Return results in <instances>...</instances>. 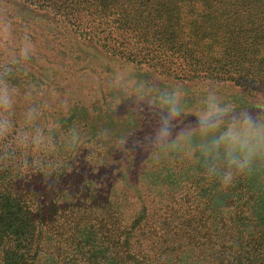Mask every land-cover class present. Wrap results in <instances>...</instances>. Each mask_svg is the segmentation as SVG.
<instances>
[{
  "label": "trees",
  "instance_id": "16d2710c",
  "mask_svg": "<svg viewBox=\"0 0 264 264\" xmlns=\"http://www.w3.org/2000/svg\"><path fill=\"white\" fill-rule=\"evenodd\" d=\"M24 1L55 11L71 43L81 45V36L116 61L178 76L204 75L211 65L204 40L218 38L225 54L238 42L264 40V0ZM212 22L218 28L207 30ZM60 46L43 58L45 68L63 67L55 61L69 56ZM7 58L0 54V63ZM26 66L10 78L18 90L16 73L29 75ZM42 85L38 96L47 93ZM34 100L40 115L27 122L29 106L17 103L13 130L0 139V264H264L261 177L236 180L239 195L231 194L234 184L221 189L194 174L180 187L166 181L157 187L155 168L142 170L137 153L133 158L91 138L71 146L58 133L66 125L63 109ZM37 129L44 137L39 146L31 143ZM25 134L29 141L19 143ZM175 164L183 167L180 157L167 166L180 169ZM147 174L148 185L141 182Z\"/></svg>",
  "mask_w": 264,
  "mask_h": 264
},
{
  "label": "rangeland",
  "instance_id": "374dc122",
  "mask_svg": "<svg viewBox=\"0 0 264 264\" xmlns=\"http://www.w3.org/2000/svg\"><path fill=\"white\" fill-rule=\"evenodd\" d=\"M0 19H6L12 24L17 39L28 31L36 45V55L31 64L26 66L30 77L27 73H16L22 79L17 97L20 107L24 104L41 111L40 107L32 106V100L38 98L46 107L54 105L58 110L63 109L61 121L66 122V125L58 133L68 135L71 146L78 147L83 140L91 138L104 143L110 150L120 148L127 151L133 158L137 153L142 170L149 174L148 166L155 168L153 174L157 177L152 184L157 187H163L160 184L162 181L180 187L188 183L192 174L200 175L201 180L205 178L196 159L186 151L180 148L152 147L150 135L161 122L162 110L159 107H149L146 102L138 100L137 89L141 85L146 98L155 97L165 90L171 91L177 85L182 88V103L186 111L183 118L176 122L177 126H183L189 119H195L193 113L204 95L203 85L206 81L219 83V94L226 101L233 102L237 108L256 110L264 107L258 102V98H264V40L238 42L237 48L231 50L232 54L224 53L218 38L204 40L203 45L209 48L206 55L211 65L202 71L204 75L187 77L176 75V70L169 72L157 66L116 61L101 47L81 36V45L77 41L71 43L67 33L59 28L65 26L66 21L59 18L55 11L41 9L32 2L0 0ZM214 25L212 22V26H207L206 29L219 26ZM172 38L171 35L170 39ZM76 39L78 40V36ZM46 40L56 41L47 45ZM182 43L180 40L176 41L178 45ZM59 45V52L68 54V59L61 57L62 59L55 61L62 68H45L43 58L56 54ZM12 47L13 45H9V54ZM234 52L237 53L240 65H235L237 60L233 57ZM2 53L4 52L0 51ZM226 57H231L233 61ZM173 58L177 63L178 57ZM42 83L47 84V93L38 96L41 86L45 87ZM247 84H252L251 92L247 90ZM59 88L61 94L58 92ZM28 91L32 93L30 99L25 98ZM52 122L50 118L43 124ZM122 140L126 143L121 144ZM176 157H180L183 163L182 168L175 164L180 168L178 170L167 166ZM148 174L142 175L141 182L148 183ZM259 178L258 183L264 186V175H259ZM208 183L216 184L209 180ZM262 186L259 185V188L262 189ZM238 187L239 185H233L232 195H239Z\"/></svg>",
  "mask_w": 264,
  "mask_h": 264
},
{
  "label": "clouds",
  "instance_id": "9594fccd",
  "mask_svg": "<svg viewBox=\"0 0 264 264\" xmlns=\"http://www.w3.org/2000/svg\"><path fill=\"white\" fill-rule=\"evenodd\" d=\"M9 45H13L10 54ZM0 51L8 57L0 63V139H4L13 130L12 115L19 95L10 78L18 67L35 57L36 45L28 31L17 39L12 24L0 19ZM220 87L217 82L204 83V95L193 113L195 119H189L183 126L176 124L186 111L182 103L183 90L179 85L151 98L145 97L141 85L137 89V98L149 107L162 110L161 122L150 135L152 147L186 151L196 159L206 180L218 181L221 189H227L239 177L264 175V107L256 110L237 108L219 94ZM31 95L28 92L25 98L30 99ZM258 102L264 105V98H258ZM24 115L31 123L40 111L30 106ZM17 139L19 143L26 144L29 136L25 134ZM43 139L42 131L37 129L31 143L39 146ZM125 143L121 141V144Z\"/></svg>",
  "mask_w": 264,
  "mask_h": 264
}]
</instances>
